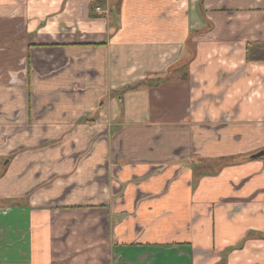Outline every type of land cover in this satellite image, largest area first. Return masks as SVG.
<instances>
[{"label":"crops","instance_id":"0c3cea01","mask_svg":"<svg viewBox=\"0 0 264 264\" xmlns=\"http://www.w3.org/2000/svg\"><path fill=\"white\" fill-rule=\"evenodd\" d=\"M0 264H264V0H0Z\"/></svg>","mask_w":264,"mask_h":264},{"label":"rangeland","instance_id":"374dc122","mask_svg":"<svg viewBox=\"0 0 264 264\" xmlns=\"http://www.w3.org/2000/svg\"><path fill=\"white\" fill-rule=\"evenodd\" d=\"M120 5H121V3H120ZM99 9H101V8L99 7ZM221 163H222V162H221ZM221 163H220V164H221ZM221 166H222V165H221ZM222 168H223V167H221V169H222ZM233 172H235V173L238 174V173H242L243 170H242V168H241V170H240L239 168H235V171H230V174L233 173ZM224 173H227V172H224ZM237 178H238V177L236 176V179H237ZM240 179H243V178L240 177ZM242 184H243V183H242Z\"/></svg>","mask_w":264,"mask_h":264},{"label":"trees","instance_id":"16d2710c","mask_svg":"<svg viewBox=\"0 0 264 264\" xmlns=\"http://www.w3.org/2000/svg\"><path fill=\"white\" fill-rule=\"evenodd\" d=\"M98 3H100V2H96L95 4H93V6H92V11H94L95 10V8H96V4H98ZM118 5L120 6V2L118 3ZM97 9V8H96ZM98 10V9H97ZM93 16H96L94 13H93Z\"/></svg>","mask_w":264,"mask_h":264},{"label":"built area","instance_id":"2783aa9c","mask_svg":"<svg viewBox=\"0 0 264 264\" xmlns=\"http://www.w3.org/2000/svg\"><path fill=\"white\" fill-rule=\"evenodd\" d=\"M97 9L99 10V7Z\"/></svg>","mask_w":264,"mask_h":264},{"label":"water","instance_id":"95a60500","mask_svg":"<svg viewBox=\"0 0 264 264\" xmlns=\"http://www.w3.org/2000/svg\"><path fill=\"white\" fill-rule=\"evenodd\" d=\"M260 154H261V153H260ZM260 154H259V155H260ZM257 156H258V155H257Z\"/></svg>","mask_w":264,"mask_h":264}]
</instances>
